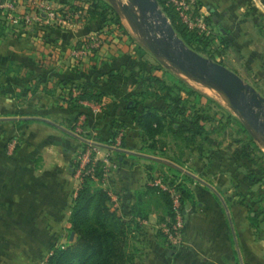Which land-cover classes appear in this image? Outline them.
Returning a JSON list of instances; mask_svg holds the SVG:
<instances>
[{
	"label": "crops",
	"instance_id": "0c3cea01",
	"mask_svg": "<svg viewBox=\"0 0 264 264\" xmlns=\"http://www.w3.org/2000/svg\"><path fill=\"white\" fill-rule=\"evenodd\" d=\"M17 1L25 10L49 2L82 15L65 26L0 24V264H39L59 246L56 238H67V244L75 240L71 214L81 142L72 129L82 112L85 136L102 145L100 157L110 154L116 162L108 178L95 185L106 191L120 216L134 217L141 226V237L134 241L142 261L136 264H264V200L240 199L242 171L208 140L168 148L172 154L165 160L171 164L160 169L169 176L179 174L177 184L190 176L183 180L189 193L183 200V242L169 247L157 227L168 213L166 202L151 185L160 176L152 159L161 151L145 147L134 116L125 110L135 90L129 46L103 27V44L76 63L72 51L77 44L100 30L99 23L83 20L88 0ZM198 2L218 37L245 61L255 60L264 77V0ZM113 69L116 75L110 77ZM184 78L199 88L196 80ZM65 80L96 83L106 93L101 110L69 106L70 85L61 83ZM122 122L121 148L111 150L108 140ZM158 138L163 146L167 137ZM255 140L264 151V141Z\"/></svg>",
	"mask_w": 264,
	"mask_h": 264
},
{
	"label": "trees",
	"instance_id": "16d2710c",
	"mask_svg": "<svg viewBox=\"0 0 264 264\" xmlns=\"http://www.w3.org/2000/svg\"><path fill=\"white\" fill-rule=\"evenodd\" d=\"M87 2L89 4L87 14L83 17L86 25L99 23L100 30L103 27L109 28L126 45L132 47L136 43V38L123 24L117 9L111 2H108V0H88ZM159 3L177 34L189 47L199 51L207 48L215 39L214 36H208L195 29L188 28L182 22L173 5L167 0H159ZM197 6L200 9L199 2H197ZM205 20L211 25L208 17H205ZM1 23L9 26L2 17H0ZM85 42H79L77 48H80ZM221 43L225 47L230 46L224 39H221ZM136 46L135 49L138 50L139 48ZM139 52H141L140 49ZM223 54V50H216L210 53L208 57L215 59V55L220 56ZM129 60L131 65L136 62L132 54H130ZM146 64L149 63L141 60L139 64L141 70L137 75L131 68V78L134 80L135 90L126 99L125 110L127 114L134 116L136 125L145 137L144 143L148 150L161 151L162 141L158 138L160 136L172 135L176 140H187L188 144L185 147L189 148L197 142L198 138L214 131L213 129L208 130L206 123L208 121L214 122L217 116L216 114L211 116L208 113L210 107L205 108L203 102L204 100L210 101L216 107L225 109L222 104L195 89L163 64H149L148 72H146ZM161 71L163 75L159 74ZM110 72V77L116 75L114 69ZM147 78H149V82L143 85ZM61 83L63 86L70 85L67 102L72 107L81 106L80 100L102 103L106 95L92 81L90 83L65 80L61 81ZM74 87L80 90V94L77 97H73L71 88L73 89ZM228 119H233V122L246 135L249 142L264 156V152L259 148L244 122L233 116L229 111ZM219 123L217 122V124ZM115 128L116 130L113 132L112 137L108 140L109 144L115 141L118 131L125 128V124L123 122L116 124ZM101 163L99 162V167L97 168L98 175L102 173ZM174 170L179 171L177 169ZM188 179H190V176L184 175L181 182L176 184L177 188L181 190L183 200L189 195L188 188L183 182V180ZM172 184H175V182ZM156 189L167 201V215H170L172 213L170 198L166 193L161 192L158 188ZM138 214L144 217L142 211ZM71 223L72 230L76 234L75 240L65 246L54 247L46 264H136L135 260L138 257L139 249L135 243H132V239L136 237L134 233L141 230L140 224L137 223L134 217L125 220L124 216H120L113 209L106 191L96 186L95 181L89 176L85 177L82 187L78 190L73 200Z\"/></svg>",
	"mask_w": 264,
	"mask_h": 264
},
{
	"label": "rangeland",
	"instance_id": "374dc122",
	"mask_svg": "<svg viewBox=\"0 0 264 264\" xmlns=\"http://www.w3.org/2000/svg\"><path fill=\"white\" fill-rule=\"evenodd\" d=\"M108 2H111L113 6L118 10V13L120 14L123 24L125 26H131L135 32L134 37L136 38V43L132 47L129 46V50L131 51L132 55L135 57V60H136V62H134L135 64L132 63V65H130V68H133L134 73L136 75L139 74L141 70L139 64L141 60L142 61L144 60V61H147L149 64L161 63L167 68H169L175 75L180 76L186 82H188L184 78L185 74H183L176 65L167 61V59L163 56L162 53L160 52L154 53L150 50V48L148 47L149 43H152V46H154L157 51L159 50L160 46L154 44L150 36L149 30L147 29V26L144 25L142 22H140L139 26L135 25L133 22H131V20L128 18V16L125 14L123 10V5L127 4L131 6L133 4H131L129 0H108ZM160 7L162 9L161 4H160ZM133 8H134L135 13L139 17H141V12L139 8L135 5H133ZM165 15L167 16L166 13ZM217 34L218 33L215 30H212V32L209 34H206L208 36L209 35L214 36L215 39H213V41L207 48L201 49L197 52L202 54L205 57H208L210 53H213L216 50H221V51L223 50L224 51L223 55H220V56L215 55L214 56L215 59H212L210 57L208 58L215 60L223 64L224 66H226L228 69L234 71L246 83L254 87L255 90L259 93V95L264 98V77H261L262 71L256 65V61L255 60L245 61L244 60L245 56L240 55L235 48H233L232 46L225 47L221 43V39L218 37ZM135 46L138 47L142 53L139 52V49L138 50L135 49ZM149 64L145 65L147 69L146 72L149 71ZM159 74L163 75V72L161 71ZM198 81L196 84H198L199 88L191 84L190 82L188 83L191 86H193L195 89L200 91L201 93H204L207 96H209V98L222 104V106H224L225 108V109H220L216 107L212 102L204 100L203 102L204 107L205 108L210 107V110L208 109L209 110L208 113L211 116H215L216 114L217 117L214 122L208 121L206 123V126H207L206 128L208 130L213 129L214 131H211L210 134L208 135L201 136L200 138H198V140L200 139L202 142H204V140L206 141L208 140V142L210 141V144L216 146L217 150L220 151L221 155L225 158V160L228 163H230L232 166L234 165L237 166V169L242 171L241 174L245 178V180L242 179L243 180V182L241 183L242 188L241 190H239L241 200H254V199L264 200V156L263 154L259 150L255 149L253 144L249 142L246 135L235 124V122H233V119L232 120L228 119V111H229L232 113L233 116L237 117L239 120L244 122L241 116L239 115V113L230 106L227 98L225 100V98L222 96L220 92H218L217 90H215L214 88L210 86L208 87L209 91H204L205 90L203 88L205 85V84L203 85L204 82L201 83L202 81L200 82ZM146 82L147 83L149 82V78H147L146 81H144L143 85L147 84ZM217 122H220V123L217 124ZM166 137H167V140L164 141L165 144L162 146L161 152L155 155V158L152 160H154L153 161L154 167H156V169L159 170L157 171V173L160 174V176L163 177L165 181L172 179L171 181L175 182V179L179 178L178 175L171 174L169 176V175H166V173H164V171L160 169H163V165L168 164V162H166L165 160L167 159V157H170L171 151L169 152L168 148L173 149L175 145H177L178 148H185V146L188 144V141L184 139L175 140L176 138H174L172 135H168ZM254 140H255V137H254ZM259 148L261 150L263 149V147L261 148L260 146ZM169 164H168V167H169ZM153 181L154 180H152V182ZM152 187L154 186L152 185ZM167 199L169 200V198ZM162 201L163 203L167 202L166 200H162ZM151 202L154 203L153 200H151ZM148 203L149 201L147 202V204ZM149 205H151V203H149ZM138 232L135 233L134 236L136 237L134 239H137L140 236V232L139 233ZM134 239H132V243H135ZM56 240H57L56 245H60V246H64V244H67V241H68L67 238L66 239L56 238ZM138 246H141V242L139 243ZM170 248L174 249L173 247H170ZM49 254H47V256L46 254L45 255L40 254V256L44 255L46 258L40 260L39 264H46ZM135 261L136 263L138 262L140 263L142 261V256L137 257Z\"/></svg>",
	"mask_w": 264,
	"mask_h": 264
},
{
	"label": "built area",
	"instance_id": "2783aa9c",
	"mask_svg": "<svg viewBox=\"0 0 264 264\" xmlns=\"http://www.w3.org/2000/svg\"><path fill=\"white\" fill-rule=\"evenodd\" d=\"M173 5L182 22L188 28L195 29L199 32L209 34L213 28L206 22L205 16L200 9H198V0H167ZM23 4L17 0H0V17H2L11 26L34 27V26H65L70 24L72 18H78L82 15L81 10L76 12L70 11L67 6L56 7L49 2H39L33 4V7L28 9L23 8ZM65 9L61 13V9ZM85 44L80 48H75L72 51L73 59L76 63L84 61L94 50L98 49L104 42V33L101 30H95L87 36ZM73 97L80 94V90L76 87L72 89ZM79 103L83 107H90L94 111H100L101 105L87 100H80ZM86 121V114L82 112L77 118V122L72 129V133L81 142V148L75 159V175L78 180V190L82 187L85 177H91L95 182L105 181L111 169L116 168V162L111 160L110 154L100 157L101 144L93 139L85 136L84 124ZM122 132L115 138V142L110 144L109 149L117 150L121 148ZM18 141L12 140L10 142L11 148H16ZM101 163V175H98L97 168ZM177 183L172 184L165 181L161 176L154 179L151 183L161 192L166 193L170 198L172 213L165 216L158 224V230L165 237L167 244L170 247L177 248L183 242L184 231V209H183V195L176 186Z\"/></svg>",
	"mask_w": 264,
	"mask_h": 264
},
{
	"label": "water",
	"instance_id": "95a60500",
	"mask_svg": "<svg viewBox=\"0 0 264 264\" xmlns=\"http://www.w3.org/2000/svg\"><path fill=\"white\" fill-rule=\"evenodd\" d=\"M129 1L139 8L141 17L135 13L132 5L127 4L123 5L125 14L135 25L139 26L140 22L146 25L154 44L160 46L157 51L152 43H149L150 50L162 53L167 61L176 65L183 74L221 90L252 135L259 134L264 137V98L255 88L223 64L190 48L162 11L159 0ZM127 28L135 35L131 26Z\"/></svg>",
	"mask_w": 264,
	"mask_h": 264
},
{
	"label": "bare ground",
	"instance_id": "6f19581e",
	"mask_svg": "<svg viewBox=\"0 0 264 264\" xmlns=\"http://www.w3.org/2000/svg\"><path fill=\"white\" fill-rule=\"evenodd\" d=\"M131 7L133 8V5H132ZM133 10H134V8H133ZM129 23H130V22H129ZM130 25H131V24H130ZM185 77H187V78H191V79H193V80L198 81L197 79H195V78H193V77H190V76H187V75H185ZM198 82H200V81H198ZM201 83H203V82H201ZM203 84H205V85H207V86H210V87L214 88L215 90H217L218 92H220V93L222 94V96H223V97L225 98V100H226V97H225V95L222 93L221 90L217 89L216 87L212 86L211 84H208V83H205V82H204ZM254 137H255V138H258V139L261 140V141H264V137L261 136V135H259V134H256ZM262 150H263V149H262Z\"/></svg>",
	"mask_w": 264,
	"mask_h": 264
}]
</instances>
